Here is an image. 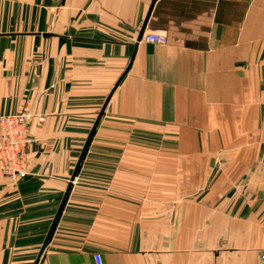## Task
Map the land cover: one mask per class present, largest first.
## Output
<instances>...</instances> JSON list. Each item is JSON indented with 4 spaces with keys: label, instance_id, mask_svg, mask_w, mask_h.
Returning a JSON list of instances; mask_svg holds the SVG:
<instances>
[{
    "label": "crops",
    "instance_id": "crops-1",
    "mask_svg": "<svg viewBox=\"0 0 264 264\" xmlns=\"http://www.w3.org/2000/svg\"><path fill=\"white\" fill-rule=\"evenodd\" d=\"M151 1L0 0V264H264V0Z\"/></svg>",
    "mask_w": 264,
    "mask_h": 264
},
{
    "label": "built area",
    "instance_id": "built-area-1",
    "mask_svg": "<svg viewBox=\"0 0 264 264\" xmlns=\"http://www.w3.org/2000/svg\"><path fill=\"white\" fill-rule=\"evenodd\" d=\"M145 42L166 44L165 35L146 33L141 37ZM31 115L29 103L20 104L14 112L0 114V178L18 180L24 178L26 171V147L32 141L28 131ZM37 121L44 116L37 115ZM95 264H102L98 253L93 255Z\"/></svg>",
    "mask_w": 264,
    "mask_h": 264
},
{
    "label": "water",
    "instance_id": "water-1",
    "mask_svg": "<svg viewBox=\"0 0 264 264\" xmlns=\"http://www.w3.org/2000/svg\"><path fill=\"white\" fill-rule=\"evenodd\" d=\"M154 2H155V0H152V1H151V5H150V7H149V10H150L151 7L153 6ZM145 22H146V21H145ZM144 25H145V23H144ZM144 25H143V27H142V29L140 30V33H139V35H138V39H137L138 41L141 39V36H142V34H143V31H144ZM125 72H126V71H125ZM125 72H124V74H125ZM124 74H123V75H124ZM103 111H104V107H103V108L101 109V111L99 112V114H98V116H97V118H96V120H95V122H94V124H93V126H92V129H91L90 133H89L88 136H87V139H86V141H85V143H84V145H83L82 151H81V153H80V155H79V158H78V160H77L76 166H75L74 171H73V173H72L71 180H73L74 176H75V175L79 172V170H80V164H81L82 160H84V158H85V156H86V153H87L88 147H89L90 142H91V138H92V136L94 135V132H95L96 126H97V124H98V122H99V119H100L101 115L103 114ZM68 190H69V188H68L67 191L65 192V194H64V196H63V198H62V201H61V203H60V205H59V207H58L57 213H56V215H55V217H54V219H53V222H52V224H51V226H50V228H49V231H48V233H47V235H46V237H45V240H44L43 245H42V247H41V250H40V252H39V255H38L37 261H38L39 257L41 256V254H42V252H43V249L45 248L46 244H47V243L50 241V239L52 238V235H53L54 230H55V228H56V225H57V222H58L59 216H60V214H61V212H62V210H63V208H64V205H65V203H66V200H67V197H68Z\"/></svg>",
    "mask_w": 264,
    "mask_h": 264
}]
</instances>
